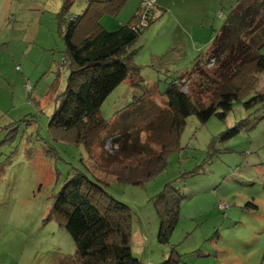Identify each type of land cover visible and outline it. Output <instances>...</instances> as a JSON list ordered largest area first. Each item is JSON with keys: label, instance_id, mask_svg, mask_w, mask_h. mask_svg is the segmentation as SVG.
Listing matches in <instances>:
<instances>
[{"label": "rangeland", "instance_id": "374dc122", "mask_svg": "<svg viewBox=\"0 0 264 264\" xmlns=\"http://www.w3.org/2000/svg\"><path fill=\"white\" fill-rule=\"evenodd\" d=\"M66 1L68 19L83 15L89 3H110L0 0V264H78L75 243L51 209L65 180L84 171L83 164L111 184L109 192L117 200L130 206L132 253L142 264H162L172 249L180 255L179 264H264V118L221 141L227 129L246 119L253 123L264 111H247L237 104L225 121L213 116L204 124L192 115L162 172L138 186L116 183L114 175L106 174L114 157H126L116 152L111 139H97L91 151L82 142L74 145L77 138L72 143L54 141L49 120L70 74L59 29ZM152 1L127 0L117 14L102 5L101 24L115 32L130 23L144 2ZM223 1L215 2L214 10L213 0L205 1L210 9L203 0H165L166 11L155 10L156 21L133 48L138 52L133 64L144 81L133 87L123 83L106 99L101 115L112 122L106 136L133 135L148 151L155 149L150 142H166L161 129L169 115L165 93L176 79L181 78L178 86L195 103L209 104L210 93L202 91L221 82L217 76L228 68L210 58L203 66L211 78L188 73L205 59L237 3ZM111 4L114 8L115 2ZM242 76L236 83L249 89L243 94L264 92V73L247 70ZM8 129L15 136L11 143L4 142ZM101 137L106 139L105 134ZM128 141L135 143L133 137ZM167 186L180 189L184 199L170 243L162 244L154 199ZM249 202L259 209H249Z\"/></svg>", "mask_w": 264, "mask_h": 264}, {"label": "trees", "instance_id": "16d2710c", "mask_svg": "<svg viewBox=\"0 0 264 264\" xmlns=\"http://www.w3.org/2000/svg\"><path fill=\"white\" fill-rule=\"evenodd\" d=\"M111 1L115 2L114 8ZM109 2L111 12L117 14L124 8L127 0ZM235 2V7L210 45V52L207 53L209 56L202 59L204 62L198 60L195 68L188 73L207 77L203 65L210 58L218 61L223 69L228 68L221 77L217 76L221 78V82L217 80L219 83L213 89L202 91V94L210 93L209 104L198 105L191 95L184 93L178 86L181 78L172 81L165 93L169 115L166 117V125L161 127L167 140L163 143L160 140L150 142L149 145L155 149L148 151L142 148V142L137 141L133 135L123 132L116 137L106 136L112 122L101 115V107L121 84L130 81L133 85H140L144 81L139 67L133 64L138 53L133 48L144 31L156 21L155 9L139 8L129 24L121 26L115 32H109L101 24L102 11L105 10L100 7L107 3H89V8L83 15L68 19L69 1H66L59 13V29L65 43L64 61L68 64L70 74L66 89L57 97L56 110L49 120L48 128L54 141L64 139L72 143L77 138L74 145L82 142L91 151L97 139L103 142L111 139L116 152L126 157H114L115 162L112 163L111 170L107 169L106 174L114 175L116 183L138 186L162 172L167 164L168 153L178 148L186 120L192 115H196L204 124L213 116L225 121L237 104H241L247 111H264V92L243 94L249 89H241L236 83L243 74L242 78L246 77L247 70L264 73V0ZM263 118L264 115L253 123H248L247 119L242 120L223 132L221 141L232 139L242 132L245 125L249 124V129L254 128ZM102 133L106 139L101 137ZM131 137L135 143L128 141ZM4 139L5 143L14 141L15 136L10 129ZM135 152L139 154L135 155ZM83 166L84 171H76L65 180L51 209V216L75 243L77 263L142 264L132 253L130 206L120 202L109 192L111 184L95 177L86 164ZM183 199L181 190L173 186H167L154 199L160 220L158 240L162 244L170 243L179 222ZM248 208L259 209L253 202H249ZM179 263L180 255L172 249L169 258L162 264Z\"/></svg>", "mask_w": 264, "mask_h": 264}, {"label": "crops", "instance_id": "0c3cea01", "mask_svg": "<svg viewBox=\"0 0 264 264\" xmlns=\"http://www.w3.org/2000/svg\"><path fill=\"white\" fill-rule=\"evenodd\" d=\"M204 1V8L206 7L207 9H210V5H208V6H205V1L206 0H203ZM213 2H214V5H213V9L215 10L216 8H217V4H219V3H224V1L223 0H213ZM215 2H218L217 4H215ZM164 3H165V0H156V7H155V10L158 8V11L160 12V13H163V12H165L166 11V9H167V5H166V8H165V6H164ZM164 6V7H163ZM138 11V10H137ZM136 14V13H135ZM123 26V25H122ZM196 28L198 29V26H196ZM218 32V31H217ZM192 33H194V30H193V32ZM195 35V34H194ZM210 52V48H209V51L207 52V53H209ZM206 53V54H207ZM204 57H202L200 60H202ZM129 84H126L127 86H130V85H132V87L134 86L130 81H127ZM126 83V82H125ZM134 90H135V88H133ZM136 92H133V94H135Z\"/></svg>", "mask_w": 264, "mask_h": 264}, {"label": "built area", "instance_id": "2783aa9c", "mask_svg": "<svg viewBox=\"0 0 264 264\" xmlns=\"http://www.w3.org/2000/svg\"><path fill=\"white\" fill-rule=\"evenodd\" d=\"M152 4H147L144 2L140 8H142V10H151L156 5V0H153Z\"/></svg>", "mask_w": 264, "mask_h": 264}]
</instances>
